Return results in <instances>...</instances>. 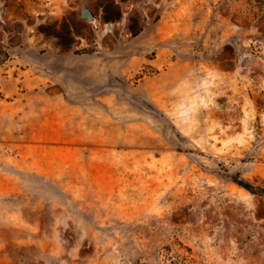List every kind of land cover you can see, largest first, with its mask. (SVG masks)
Returning <instances> with one entry per match:
<instances>
[{"label": "rangeland", "instance_id": "rangeland-1", "mask_svg": "<svg viewBox=\"0 0 264 264\" xmlns=\"http://www.w3.org/2000/svg\"><path fill=\"white\" fill-rule=\"evenodd\" d=\"M0 264H264V0H0Z\"/></svg>", "mask_w": 264, "mask_h": 264}, {"label": "water", "instance_id": "water-1", "mask_svg": "<svg viewBox=\"0 0 264 264\" xmlns=\"http://www.w3.org/2000/svg\"><path fill=\"white\" fill-rule=\"evenodd\" d=\"M80 18L90 21L93 19V14L88 10L86 4H83L80 8Z\"/></svg>", "mask_w": 264, "mask_h": 264}, {"label": "trees", "instance_id": "trees-1", "mask_svg": "<svg viewBox=\"0 0 264 264\" xmlns=\"http://www.w3.org/2000/svg\"><path fill=\"white\" fill-rule=\"evenodd\" d=\"M242 188H244L245 190H247V191H249V186H247V185H243V184H239Z\"/></svg>", "mask_w": 264, "mask_h": 264}]
</instances>
